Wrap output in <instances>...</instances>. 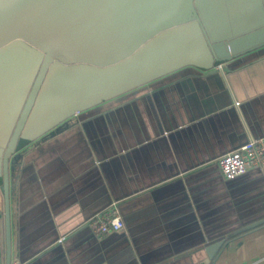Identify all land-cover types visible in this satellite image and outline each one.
Here are the masks:
<instances>
[{
    "label": "crops",
    "instance_id": "obj_1",
    "mask_svg": "<svg viewBox=\"0 0 264 264\" xmlns=\"http://www.w3.org/2000/svg\"><path fill=\"white\" fill-rule=\"evenodd\" d=\"M225 73L228 91L189 72L121 100L111 117L115 136L101 117L108 106L85 120L88 129L74 117L29 145L10 180V250L0 182V264H264V223L229 239L206 263L205 228L251 206L264 215V171L231 182L218 164L264 135V55ZM223 104L233 110L222 114ZM166 128L171 138L158 133ZM115 138L122 150L109 161ZM114 202L125 228L98 235L90 219Z\"/></svg>",
    "mask_w": 264,
    "mask_h": 264
},
{
    "label": "water",
    "instance_id": "obj_2",
    "mask_svg": "<svg viewBox=\"0 0 264 264\" xmlns=\"http://www.w3.org/2000/svg\"><path fill=\"white\" fill-rule=\"evenodd\" d=\"M259 55L264 0H0V182L8 250L10 180L29 145L68 128L74 117L88 129L85 120L108 106L101 117L115 136L111 117L121 100L189 72L216 78L228 91V75L215 67L227 62L230 71ZM225 105L222 114L233 110ZM214 112L201 111L196 120ZM157 130L173 135L172 128ZM111 142L109 161L122 150L119 139ZM239 211L205 228L206 263L229 239L264 223L261 206ZM128 254L135 255L131 247Z\"/></svg>",
    "mask_w": 264,
    "mask_h": 264
},
{
    "label": "built area",
    "instance_id": "obj_3",
    "mask_svg": "<svg viewBox=\"0 0 264 264\" xmlns=\"http://www.w3.org/2000/svg\"><path fill=\"white\" fill-rule=\"evenodd\" d=\"M227 62H221L216 67L222 71L227 79L224 66ZM240 106L241 101H236ZM220 169L226 179H234L246 174L251 170L264 171V136L250 137L249 140L239 148L229 151L218 159ZM90 224L98 235L111 232H121L125 228V222L114 202L109 208L97 213L90 219Z\"/></svg>",
    "mask_w": 264,
    "mask_h": 264
}]
</instances>
